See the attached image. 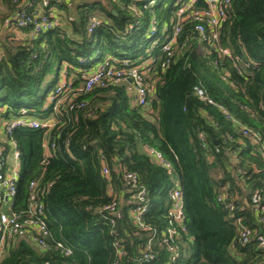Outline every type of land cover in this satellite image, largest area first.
Masks as SVG:
<instances>
[{"label":"trees","instance_id":"trees-1","mask_svg":"<svg viewBox=\"0 0 264 264\" xmlns=\"http://www.w3.org/2000/svg\"><path fill=\"white\" fill-rule=\"evenodd\" d=\"M21 1L0 0V11H8L0 18L4 32L23 34L19 43L0 34V118L25 112L54 123L49 130L20 127L9 134L19 153L12 210H25L31 182L50 184L42 197L47 227L73 254L62 256L53 247L41 252L26 234L8 245L0 264H112L114 242L125 251L120 264H151L141 262L138 245L168 227L169 192L176 185L183 194V227L173 241L174 264H264L256 242L264 238V158L242 134L246 129L264 145V0H229L215 38L207 27L201 38L188 18L169 56L162 47L188 0H60L58 7L50 4L60 29L39 35L15 26ZM194 8L205 5L198 0ZM93 19L98 24L89 31ZM106 60H127L147 72V106L134 104L127 85L84 92L86 75ZM61 79L76 96L70 103L51 94ZM146 150L160 154L167 167ZM140 189L142 220L153 231L132 222ZM112 202L113 215L99 212ZM238 218L251 232L245 244ZM154 251L165 264L167 250Z\"/></svg>","mask_w":264,"mask_h":264},{"label":"built area","instance_id":"built-area-1","mask_svg":"<svg viewBox=\"0 0 264 264\" xmlns=\"http://www.w3.org/2000/svg\"><path fill=\"white\" fill-rule=\"evenodd\" d=\"M198 0H188L177 12V17L173 29L172 39L163 45L162 51L169 56L170 48L175 43V37L179 34L182 24L191 18L194 21L193 30L201 38L204 37L205 27L209 29L212 37H216L222 23L225 21L226 13L229 8V0H200L205 5L201 10H195V4ZM54 3L57 7L61 4L60 0H22L16 6L14 23L19 29L27 27L31 28V34L39 35L48 31L59 30L61 21L56 17L54 9L50 4ZM98 24V20L93 19L89 26L91 31ZM155 21L150 23V33L155 31ZM2 51L0 49V61L2 60ZM147 72L142 71L140 66H133L129 61L124 60L121 63H116L114 60H106L99 64L94 71L86 75L83 83L84 92L90 91L95 86H103L105 84L123 85L129 87L134 96V104L140 107L148 105L151 96L150 84L147 82ZM130 81V82H129ZM194 93L198 99L204 100L205 95L199 88H194ZM51 94L59 97L60 101L67 100L68 103L74 100L75 94H68V85L64 79H61L53 88ZM50 94V95H51ZM57 106L54 108L56 111ZM53 119H44L38 121L26 117L25 112L18 118L2 120L0 118V254L7 251L8 245L18 238L22 233L29 234V239L35 247L41 252L50 250L52 247L62 256L69 257L73 254V249L67 246L63 241L53 239L46 223L44 203L42 197L50 188V184L46 187L39 188L36 182H31L29 185L30 193L27 198L25 210L15 213L12 210L13 198L16 194V182L18 178V151L15 145L10 141L9 134L14 128L27 127L30 129H45L49 130L53 126ZM243 136L249 137L252 152L260 154L264 158V145L257 135H250L246 129H243ZM4 145L6 148H4ZM47 149V144H43ZM54 148L53 145L49 146ZM6 150V151H5ZM153 161L167 167L161 155L152 151L146 150ZM240 172V169L237 168ZM104 177H108V170L105 166L102 168ZM126 180L131 181L132 186L136 187V179L126 174ZM177 184V183H176ZM170 206L167 210L169 217L168 227L159 235L155 236V231L148 238L138 245V250L141 254V262L151 264H164L163 260L157 257L154 251L155 247L166 249L169 253L165 264L177 263L179 257L176 252V247L173 245L174 239L179 235L178 229H182L183 221V194L176 185L170 192ZM223 197L218 196L217 202L222 201ZM137 203L140 205L132 214L133 225L137 226L141 231H153L142 220V215L146 211L145 190L140 189L136 194ZM252 204L258 203V196L254 194L251 198ZM229 211L233 210V205H228ZM117 210V203L104 206L99 212H106L113 215ZM112 224L113 221L110 220ZM238 225L240 240L242 244L247 243L250 237V230L245 227L241 220H236ZM259 247L264 249V238L259 236L256 238ZM112 248L115 252V260L112 264H120L121 257L125 251L119 242H114ZM155 261V263H153Z\"/></svg>","mask_w":264,"mask_h":264},{"label":"crops","instance_id":"crops-1","mask_svg":"<svg viewBox=\"0 0 264 264\" xmlns=\"http://www.w3.org/2000/svg\"><path fill=\"white\" fill-rule=\"evenodd\" d=\"M6 14H8V11L5 10V9H3V11H0V18L3 17V16H6ZM2 28H4V26H1V24H0V34H1V35L4 33V29H2ZM22 35H23V34L20 33V36H21L20 38H22ZM5 36H7V35H5ZM26 234H27V233H22L17 239H20L21 237L25 236ZM27 235H28V237H29V234H27ZM29 242L31 243L30 239H29ZM6 255H7V251L4 252V253H1V254H0V261H1Z\"/></svg>","mask_w":264,"mask_h":264},{"label":"rangeland","instance_id":"rangeland-1","mask_svg":"<svg viewBox=\"0 0 264 264\" xmlns=\"http://www.w3.org/2000/svg\"><path fill=\"white\" fill-rule=\"evenodd\" d=\"M11 35L13 37V40L16 42V43H19V38L21 37L17 32H4L3 35Z\"/></svg>","mask_w":264,"mask_h":264},{"label":"water","instance_id":"water-1","mask_svg":"<svg viewBox=\"0 0 264 264\" xmlns=\"http://www.w3.org/2000/svg\"><path fill=\"white\" fill-rule=\"evenodd\" d=\"M130 82V81H129Z\"/></svg>","mask_w":264,"mask_h":264}]
</instances>
